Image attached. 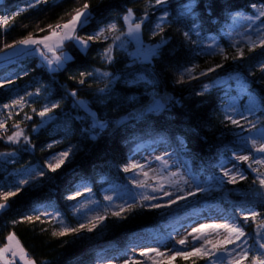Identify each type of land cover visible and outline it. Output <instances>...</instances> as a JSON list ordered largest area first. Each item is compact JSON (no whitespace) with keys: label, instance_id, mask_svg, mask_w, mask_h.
I'll return each mask as SVG.
<instances>
[{"label":"trees","instance_id":"trees-1","mask_svg":"<svg viewBox=\"0 0 264 264\" xmlns=\"http://www.w3.org/2000/svg\"><path fill=\"white\" fill-rule=\"evenodd\" d=\"M34 2L0 0V56L23 39L47 36L56 25L71 19L75 10L85 3L90 6L91 19L77 35L86 38L111 23L124 27L122 18L132 9L137 18L148 13L142 26L145 45L162 46L150 61L131 59L130 53L138 49L113 46L112 60L108 62L104 51L111 39L101 36L91 41L86 51L69 40L57 53L66 52L72 60L56 71H51L42 56L33 52L0 60V121H4L0 122L4 127L0 130V202H3V193H16L8 197V207L0 210V247L7 243L6 237L14 233L28 258L36 264H103L107 255L124 251L130 242L128 238L136 232L166 235L165 223L206 205L239 215L238 225L246 236L253 238L257 226L264 223V204L235 202L226 192L232 188L243 191L254 187L258 184L253 183L257 171L252 169L262 171L264 164L257 167L258 164L252 162L253 155L248 161L235 160L236 153L251 149L248 142L251 132L244 120H241V128L232 125L226 116L231 115L234 98L246 107V95L239 96L236 88L229 89L216 84L215 80L239 76L256 100L252 108H245L244 116L256 124V129L264 128V70L261 68L264 46L249 50L248 43L235 44L226 36L236 13H254L256 9L251 5L256 4L258 9L264 0H191L193 16L182 15L189 0H165L163 5H157L156 0H47V3L28 7ZM209 4L213 5L211 9ZM21 8L23 12H19ZM165 10L168 17L160 31L156 24ZM17 12L19 14L14 15ZM4 17H9L7 24L3 23ZM262 19L264 21V17ZM193 23L196 32L192 31ZM185 32L189 33L188 37ZM211 38L218 39L224 55L210 50ZM238 48L244 55L232 59ZM217 64L222 67L200 78L201 72ZM193 65L196 66L192 73L194 78L187 80L185 74L184 82L177 83L184 69ZM89 72L93 75L81 76ZM105 72L110 75H100ZM139 75L148 80L132 82ZM81 80L84 83H80ZM205 84L209 85L207 89L203 87ZM101 89H105L104 94ZM73 91L75 97L71 95ZM165 92L174 97L164 113L128 122L115 130L118 118L145 103L150 96ZM21 98L20 103L13 104ZM77 101H82L84 106ZM54 103L59 107L48 116L38 115L44 107ZM5 104L9 107H3ZM93 119L106 123L107 127L94 131ZM18 128L25 130L27 142L8 140ZM163 144L172 146L175 157L183 161L204 191L161 208H149L147 205L154 202L138 199L124 206L121 213L124 219L108 211L104 225L92 232L84 229L79 234H53L64 228L88 225L76 215L80 199L76 194L82 184L91 185L99 198L112 188L132 187L135 169L126 172L124 167L133 164V157L140 151ZM70 148L73 153L61 168L55 172L48 169L52 156ZM228 161L239 164L240 172L246 177L244 180L237 177L236 184L230 183V178L220 180L221 166ZM249 162H252L251 167ZM35 167L45 175L20 185L18 182L24 172ZM133 205L132 211H128ZM246 209L255 211L256 219L245 222L240 212ZM248 245L252 246V251L244 264H251V257L259 254L256 242L249 241ZM7 254L8 261L23 264ZM136 262L153 264L147 259ZM208 262L207 256L187 259L176 256L172 264Z\"/></svg>","mask_w":264,"mask_h":264},{"label":"rangeland","instance_id":"rangeland-1","mask_svg":"<svg viewBox=\"0 0 264 264\" xmlns=\"http://www.w3.org/2000/svg\"><path fill=\"white\" fill-rule=\"evenodd\" d=\"M257 12L258 9H256L254 13H249V14L241 13L239 17L234 16L235 18H233L230 25V29L226 33V36L229 39H231V41L234 42L235 44H238L240 42H246L249 44V40L247 39L248 37H251L252 41H256L257 39L256 29L259 26H262V24H264V21L261 18L260 20H256L255 22H253L249 20L248 17H254L257 14ZM133 18L138 19L135 16ZM120 30L126 31V26L124 27L118 26V30L112 33L111 35L106 31L105 35H108L109 39L112 40V36L118 35ZM32 38L36 40H40L43 37L40 38L32 37ZM67 41L69 40L64 41V43ZM48 43L50 44L56 43V38L53 37V39ZM209 45H212V48H210L211 51H220L222 49V46L220 45L217 38H211L209 41ZM142 46L145 47L146 45L143 40L142 28H141L139 41L127 38L124 40L123 46L120 48H123L125 50H129L131 48L141 49L143 48ZM59 49L60 48L56 49L55 55H59L57 53V50ZM12 51L15 52L18 51L19 53L18 55H25V56L33 51H40L39 55H41V52H44L47 59L53 58V54L51 52H48L42 44L31 45V46L18 44ZM42 58L46 62L45 57L42 56ZM140 76L143 75H139L138 77ZM204 76L200 75V78H203ZM138 77L132 80V82L142 81L139 80ZM143 77L145 78L144 80H148L146 76ZM192 77H189L187 75V80H190ZM215 83L226 85L229 89L236 88L239 96L246 95V97L244 98L246 105L245 108L248 107L252 108V106L256 104L255 98L246 88L245 84L243 83V80L239 76L233 75L231 77L230 76L220 77L215 80ZM230 107H231L230 108L231 115L235 118H240V115H238L237 113H242L243 115L245 114V108L242 106L238 98L233 99ZM0 122L1 123L4 122L3 119ZM19 131H22L23 135L20 136L19 140L14 143H18L21 140L27 142L28 138L27 140L25 139L26 137L25 130L23 128H18L15 132H19ZM255 132H264V128H258L254 132H251L248 135V142L251 144V139L249 137L256 139L257 140L256 147H258L259 144L264 143V138L255 135ZM58 154L52 156L49 159V163L54 164L56 162V158H58ZM243 155H247V156L253 155L254 160H252V162L264 161V153L255 151V148L253 147L252 144H251V149H243L242 151L236 153L235 156H243ZM157 156H164L165 159L168 160V167L166 169L162 167L161 161H156L154 159V157ZM69 159L70 157L67 159V161ZM132 161L135 164L144 165L142 170L135 169L134 176H132L133 180L135 179V180L143 181L146 185L149 186L140 187L137 184L133 183L132 187L130 186L124 188H112L106 192L104 197L99 198L96 192H94L91 185H89L88 183L82 184L78 191L80 193V199L76 208V215L79 216L84 223L89 224V222L92 221L94 217L103 216L105 217V220L103 224L99 225L102 226L106 222L108 211H110L111 214L114 212H119L121 211V208H124L125 205L133 201H136L138 199L144 200L143 199L144 196L156 197V199L154 200H145V201L167 204L170 198L175 199L177 195L182 196L189 191L196 192L197 187L201 186V183L198 180L192 178L188 169L183 164V161L175 157L173 153V148L170 145L163 144L151 149L142 150L133 157ZM252 162H249L248 164L251 165L250 163ZM234 164L236 165L235 170H233ZM257 164L258 167L260 164H264V163H257ZM224 170H230V175L224 176L222 173L220 177L221 181L229 179L230 176L234 174L235 171L240 172L241 169L237 162L228 161L221 166V171L224 172ZM261 170L262 171L256 172V176L259 173H264V168H262ZM145 172L148 173L147 176L144 175ZM39 173L40 171L36 167L27 169L24 172V177L22 180L26 179L29 181V183H31L39 178L40 176ZM170 173H176V175L170 176ZM169 180L171 181V183L167 182ZM185 181H187V183H185ZM160 184H163V190L153 191V189H159ZM232 189H234L235 193L241 192L238 188H232ZM164 191L170 192L173 195L171 197L164 196L163 195ZM106 197H111L112 199L109 200L106 199ZM243 202L246 201H242L241 203ZM46 212L50 213L49 210H47ZM246 212H249L248 209L240 212L241 216L243 217ZM237 216L239 215H236V213L234 212H228L225 209L216 208V206L206 205L205 207H202L198 210L187 212L180 216L174 217L169 222L165 223L163 227L165 230H168L166 235L162 233H152L151 231L136 232L135 234L131 235L128 238L130 242L128 247L124 251L122 252L116 251L112 254L107 255L105 257L103 264H124L125 261H128L130 264L132 261H141L143 259H147L151 262H153L154 260L168 261L169 258L172 257L174 251H179L180 249H182L183 251H191L192 247H200V245L204 243L205 239L210 240L212 242H216L218 240H223L228 235L227 231L222 228L221 229L207 228L204 229L202 234L192 233L193 228L199 227L200 224H213V223L238 224ZM190 233L191 235H189ZM257 233L264 235V223L259 224L257 226ZM257 233L254 235L253 238H251L250 236H246V237H242L241 240L247 239L248 242L249 241L256 242L257 245L258 242L264 243V241L259 240ZM193 236H200L201 238L199 240H193ZM185 237H187V243L185 245H180L179 241L181 239H184ZM16 239L19 241L17 237ZM205 247L210 248L211 245H205ZM228 247L231 249L235 247V245H228ZM145 249H158L159 252L163 253L164 255L161 257L156 252H149L146 256H142L141 252H143ZM239 250L240 249L237 248V251ZM8 253L11 254L10 252ZM223 255L227 256V253H224ZM5 256H6V260L8 261L9 255L5 253ZM16 258L19 259L18 256ZM6 260L0 259L1 264H6ZM231 260H232L231 257L225 259L223 262L217 259V264H230ZM208 264H211L210 259Z\"/></svg>","mask_w":264,"mask_h":264},{"label":"snow or ice","instance_id":"snow-or-ice-1","mask_svg":"<svg viewBox=\"0 0 264 264\" xmlns=\"http://www.w3.org/2000/svg\"><path fill=\"white\" fill-rule=\"evenodd\" d=\"M40 3H47V0H35L34 4H29L28 7H34L35 5H38ZM165 3V0H156V4L157 5H163ZM199 6V5H197ZM209 9H211L213 7V5L209 4L208 5ZM252 8L257 9V5L256 4H252L251 5ZM89 4L85 3L81 8H77L75 10V14L72 15L71 19H69L66 23L62 24V25H56V27L52 30L51 34L48 36H44L42 39L40 40H36L33 39L32 37H28L26 39H23L21 41H19L18 43L21 45H25V46H31V45H37V44H42L44 46V48L48 51L53 53V58L52 59H47L46 55L44 52H41V55L45 57L46 59V63L47 66L49 67V69L51 71H56L59 68H61L67 61L72 60V57L66 53H61L60 55H55L56 49L61 48L64 44V41L66 40H70L73 41L75 46H77L81 51H86L89 47V44L91 41L95 40V39H99L101 36H103V38L105 40H107L109 37L108 35H105V32L107 31L110 35L114 32H116L118 30V25L116 23H111L109 25H107L105 28H101L99 30V32L93 33L92 35L85 37H81L79 35H77V32L81 29L84 28L85 25H87L91 19V12L89 11ZM24 9L21 8L19 10V12H23ZM19 12L14 13V15H18ZM182 15H186V16H193L194 15V5L191 2V0H189V3L185 4L183 7V11H182ZM241 14L240 13H236L235 16L239 17ZM134 14L132 9H128L127 13L123 16V23L126 26V31L124 30H120L118 35H113L112 36V42L111 44L108 46V48L105 49L104 51V58L108 61L111 62L112 60V56H111V50L113 46L116 47H122L124 40L127 38H130L132 40H136L139 41L140 39V32H141V28L142 25L144 23V21L148 18V13L145 12L144 16L138 19H134ZM168 17V12L165 10L163 11V14L159 17V22L156 24V29L163 31L162 28V22H164ZM262 17H264V4L260 5L258 8V12L254 17H248L249 20L255 22L256 20H260ZM235 18V17H234ZM9 20V17H4L3 18V23L7 24ZM192 31L196 32V27H195V23H193L192 26ZM157 33L154 31L153 35H156ZM185 37L189 36L188 32L184 33ZM256 36L257 39L256 41H252L251 37H248L247 39L249 40V50L257 47V46H264V24H262V26H259L256 29ZM53 37L56 38V43L54 44H50L48 43L49 41H51L53 39ZM164 42L162 41V44ZM162 45H158L156 48H147L145 51V54L142 57H138V59H143L145 61H150L151 58L156 57L159 54V48ZM236 46V45H233ZM5 47H12V45H5ZM143 47V46H142ZM209 48H212V45H209ZM221 54L224 55L223 49L220 50ZM244 55V52L242 49L238 48L237 51V55L233 56L232 59H236L238 56L242 57ZM228 57L225 55V59H227ZM195 65H193L190 68H186L184 69V71L181 73L180 79L177 81V83H183L184 82V75L187 74L189 77H192V73L195 69ZM222 67V65L217 64L215 65V67H211L206 69L205 71L201 72L200 75L204 76L207 75V73L213 72L215 71L216 68H220ZM262 70H264V65L261 66ZM84 75H88V76H92L93 73L89 72V73H81V76ZM101 76L107 77L110 74L109 73H101ZM194 78V77H192ZM139 80H144L145 78L143 76L138 77ZM80 83H84L83 80L80 81ZM205 89H207L209 87V85L205 84L203 86ZM39 91V90H37ZM101 94L105 93V89H101L100 90ZM28 95H33V93H29ZM71 95L73 97L76 96V92L73 91L71 93ZM23 98H21V100H14L13 104H18L22 101ZM166 99L165 98H161V99H153V103L151 105V107L148 109L149 111H155V110H159L164 103H166ZM77 103L83 107L84 104L82 101H77ZM3 107L7 108L9 107V105L5 104L3 105ZM59 105L58 104H52L51 107H44V109L42 111H40L38 113V115L42 118L46 117L49 115V113L52 112L53 109L58 108ZM249 112L252 111V109L248 110ZM238 115H240V119H234L232 115H227L226 119L232 124V125H236L237 127H241L243 128V125L241 124V120H244L246 123L249 124V131L250 132H254L256 130V124L247 121V118L242 114V113H237ZM0 127H3V125H0ZM107 127V124L98 120V119H93V123H92V128L94 131H99V130H103ZM23 135L22 131L19 132H15L13 133V135L8 137L9 141H13V142H17L19 140V137ZM255 135L260 136L261 138H264V132H255ZM93 139H95V136L92 137ZM251 139V144L253 145V147L255 148V151L260 152V153H264V143L259 144L258 147H256L257 145V140L253 139L251 137H249ZM25 139L27 140V137H25ZM73 153V149H68L66 151H63L61 153L58 154V158H56V162L53 163H49L47 165L48 169H50L52 172H55L57 169L61 168V166L63 164H65V162L67 161V159L70 157V155ZM154 159L156 161H161L162 162V167L164 169H166L168 167V160L165 159L164 156H157L154 157ZM236 161H248L249 160V156L247 155H243V156H236L235 157ZM255 163H264V161H254ZM144 165H140V164H131V165H126L124 167V171H130V169H143ZM249 167H251V165H249ZM236 169V165H233V170ZM253 171H257L258 169H252ZM40 176L45 175L44 171L41 170L39 173ZM145 176L148 175V173H144ZM176 173H170V176H175ZM224 176H229L230 175V170H224L223 172ZM237 177H239V180H244L246 177L238 172L235 171L234 174H232L230 176V180L229 182L232 184H236L237 181ZM169 183H171V181H167ZM258 182L260 185V189H264V173H259L256 177V181H254L253 183ZM20 185H24L29 183L28 180H20L18 182ZM133 183L137 184L140 187H146L149 185H146L143 181H139V180H133ZM185 183H187V181H185ZM260 189H258L257 191L260 192ZM157 190H163V184H160L159 189H153V191H157ZM205 189L197 187L196 192H200V191H204ZM17 191H20V188L17 187ZM196 192H186L184 195H177L175 197V199H169L167 204H160V203H152L147 205V207L149 208H161V207H168L171 206L172 204H176L178 201L180 200H184L189 196H193L196 195ZM16 193L15 192H7V193H3L2 197H3V202H0V210H4L8 207V197L10 196H14ZM261 195H264V192H260ZM76 195H80V193L78 192ZM164 196L167 197H171L173 194L167 191L163 192ZM71 198H75V197H71ZM106 199L111 200V197H106ZM144 200H154L156 199V197L154 196H144L143 197ZM144 205H141V207H143ZM133 206H129L128 211H132ZM124 211L123 208H121V211L119 212H114L112 213L113 216L120 218V219H124L125 217H123L121 215V213ZM257 213L255 211H250V212H246L243 216V220L245 222H247L250 218L251 219H256L257 217ZM25 219H31V217H25ZM105 220V217L103 216H97L94 217L92 221L89 222L88 225L85 224H80L78 228H64L62 231L60 232H56L53 233L54 235H60L63 236L68 232H72L75 234H79L81 232V230L86 229L88 232H92L94 231L99 225L103 224ZM207 228H211V229H225L228 233V235L223 239V240H218L216 242H212L210 240L205 239L204 243L200 245V247H192L191 251H174L172 257L169 258L168 261H157L154 260L153 264H172V261L175 259L176 256H181L185 259H187L189 256H200V257H205L207 256L210 260H211V264H217V259L220 260L221 262H223L225 259H228L229 257L232 258V260L230 261V264H244V261H246L248 259L249 256V252L252 251V246L248 245V241L247 239L241 240L242 237H246V233L244 231V229L240 226H238V224H233V223H224V224H200L199 227L197 228H193L192 229V233H203L204 229ZM191 235V233L189 234ZM257 236L259 238L260 241H264V235L257 233ZM201 237L200 236H193V240H199ZM7 243L4 244L3 247H0V259H5L6 260V256L5 253L10 252L12 257H19L20 261H23V264H36V262L34 260H31L28 258L27 254L25 253L23 247L19 244V241L16 239L15 234L14 233H10L7 237H6ZM240 242V243H237ZM187 243V237H185L184 239H181L179 241L180 245H185ZM205 245H211L210 248H206ZM228 245H235V247L233 248H229ZM237 248H239L240 250L237 251ZM264 243H259L258 242V248L257 251L259 252L258 255H253L251 257V264H264ZM149 252H156L159 256H163V253H160L158 249H145L143 252H141L142 256H146ZM224 253H227V256L223 255ZM220 254V255H218ZM215 258V259H214ZM6 264H13L12 261H7L6 260ZM124 264H129L128 261H125ZM133 264H138V262L133 261Z\"/></svg>","mask_w":264,"mask_h":264},{"label":"water","instance_id":"water-1","mask_svg":"<svg viewBox=\"0 0 264 264\" xmlns=\"http://www.w3.org/2000/svg\"><path fill=\"white\" fill-rule=\"evenodd\" d=\"M173 97L174 95L172 93H166V92L157 93V94L150 96V98L145 103L137 106L130 112L118 118L116 122L115 130L128 122H131L134 120H141L149 116H157V115L164 113L169 107ZM154 98L158 100L161 98H165L167 102L164 103L163 106L159 110L149 111L148 109L151 107ZM258 189H260L259 184L255 185L249 190H243L240 193H235L234 189H231L226 192V196L230 200L235 201V202L246 201V202H260L264 204V195L260 194V192H264V189H260V192L257 191Z\"/></svg>","mask_w":264,"mask_h":264},{"label":"built area","instance_id":"built-area-1","mask_svg":"<svg viewBox=\"0 0 264 264\" xmlns=\"http://www.w3.org/2000/svg\"><path fill=\"white\" fill-rule=\"evenodd\" d=\"M158 45L153 44V45H146L145 47L132 51L130 53V58L131 59H135V60H143V59H138V57H142L145 54V51L147 48L151 47V48H156ZM4 129V127H2L0 130L2 131ZM12 259V258H11Z\"/></svg>","mask_w":264,"mask_h":264},{"label":"crops","instance_id":"crops-1","mask_svg":"<svg viewBox=\"0 0 264 264\" xmlns=\"http://www.w3.org/2000/svg\"><path fill=\"white\" fill-rule=\"evenodd\" d=\"M12 50H13V49H12ZM12 50H10V51H8L7 53L1 55V56H0V60H1V59H6V58H11V57H14V56H18V54H19L18 51L15 52V51H12ZM33 52L39 54L40 51H33ZM31 53H32V52H31ZM52 54H53V53H52Z\"/></svg>","mask_w":264,"mask_h":264}]
</instances>
